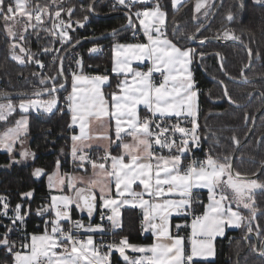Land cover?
Returning a JSON list of instances; mask_svg holds the SVG:
<instances>
[{"label": "snow or ice", "instance_id": "snow-or-ice-1", "mask_svg": "<svg viewBox=\"0 0 264 264\" xmlns=\"http://www.w3.org/2000/svg\"><path fill=\"white\" fill-rule=\"evenodd\" d=\"M183 2L171 0L173 10L178 11ZM252 3L264 7V0H252ZM64 5L65 0H46L43 4L39 0H0V34L7 42L10 59L25 63L24 57L17 54L19 50L28 54L29 62L43 69V62L34 58L37 53L26 49L23 43L30 35L40 40L43 32L57 37L55 42L61 44V48L43 47L40 53H55L51 59L55 73H32L41 86L32 95L47 96V99L26 98L29 94L23 92L17 94L19 103L14 105L11 94L0 91V98L8 101L0 103V121L7 124L17 109L20 114L15 127H8L0 136V146L10 153L13 151V144L27 128L26 114L30 109H43L48 114L58 111L63 115L65 109L60 106L58 94L67 92L63 97L66 111L70 114L67 127L74 133L70 137V154L77 170L87 173L86 165H90L92 175L61 174L57 171L55 180L49 177L51 188L71 194L51 195L47 198L48 204L37 207L35 215L41 217L43 223L39 232L28 233L26 229L27 217L33 214L30 204L25 207L17 203L12 207L9 198L0 195V228L4 229L0 232V249L11 257L10 261L4 260L0 264H112L113 251L119 253L125 264H197L198 258L215 256L214 241L217 237H224L227 228L246 226L244 239H251L248 234L253 233L254 222L258 216H264V209L258 206L255 198L257 192L264 193V181L258 179L264 174V161L260 162L257 172L242 176L234 168L233 153H220L214 157L209 150L203 160L189 157V153L200 148L201 144L199 89L190 66L197 58L202 61L206 53L190 47L188 42L198 40L203 45L218 37L202 36L207 25L200 23L195 16L193 19L199 27L194 32H182L179 21L173 17L169 35L168 14L160 0H115L113 7L118 5L125 10L126 23L110 33L93 36L94 46L88 50L89 53L103 50L102 45L96 44L97 40L116 37L123 30L131 29L133 40L138 34L144 39L142 42H114L111 45V73L118 77L113 85L106 74L107 69L105 74L86 73L85 69L93 66H86L82 57H73L66 71L65 62L81 43L80 39L73 41L69 35L72 24L83 27L88 16L85 15L83 21H73L76 6ZM137 5L141 7L137 8ZM223 6V0L219 4L215 0H196L195 11L200 13L203 9V18L208 20L217 8ZM243 7V0H234L225 13L224 21L233 22L237 15L233 8ZM81 10L85 11L82 5ZM87 11H94V0ZM62 14L68 17L67 22ZM46 17L51 21L50 28L45 27ZM221 27L224 29L222 38L243 43L232 30L223 24ZM247 52L250 62L254 56H260L258 51L253 53L251 47ZM214 55L219 56V53ZM220 59L223 61V57ZM145 61L149 62L146 70H141L140 66ZM134 62H137V67H133ZM96 67L99 68L98 65ZM248 67L250 63L244 65V68ZM220 68L226 71L223 62ZM154 74H159L160 79L157 80ZM121 76L123 78L119 79ZM104 86L112 88V91L106 94ZM223 96L230 103H236L226 85ZM140 106H144L143 115ZM248 118L246 116V120ZM93 121L105 128L95 139L107 141L104 145H95L103 152L95 158L89 155L93 145L88 143L94 139L89 135ZM76 126L79 134H75ZM204 127L207 130L205 138L215 135L207 124ZM231 139L239 146L236 136ZM164 150H167L166 155ZM59 165L57 160V167ZM44 174L47 173L42 168H36L33 173L36 177ZM134 185L140 190L136 191ZM200 188L208 190L207 205L198 199L196 190ZM20 196L22 200H30L33 191ZM194 203L203 206L201 214L190 212ZM73 205L75 210L87 213V224L83 219H73ZM124 208L142 210L141 228L152 232L154 242L137 245L130 243L128 236H122L118 241L96 244L94 233L114 235L117 230H123ZM97 214L100 222L94 224L92 220ZM173 214L193 216L190 246L185 244L187 238L180 235L182 228L189 227L187 223H177L174 225L176 231H171ZM255 228L259 237L264 230L258 222ZM81 230L87 233L86 239L81 238ZM16 233L19 235L12 239ZM101 239L103 241V235ZM261 244L258 251L264 257V241ZM129 249L141 255L130 258L126 254ZM236 255L239 257L241 253Z\"/></svg>", "mask_w": 264, "mask_h": 264}, {"label": "trees", "instance_id": "trees-1", "mask_svg": "<svg viewBox=\"0 0 264 264\" xmlns=\"http://www.w3.org/2000/svg\"><path fill=\"white\" fill-rule=\"evenodd\" d=\"M39 2L43 4L46 0H39ZM160 2L163 10L168 14L169 35H171L173 17H175L176 21H179L181 31L188 33L194 32L199 27V24L193 19L194 16L200 23L207 22L200 15L201 12L196 13V0L184 1L179 6L178 11L173 10L171 0H160ZM215 2L218 4L219 0H215ZM233 2L234 0L224 1V6L219 9L212 23L203 31L202 36L222 38L224 29L221 26L223 24L224 27L232 30L235 35L241 37L242 44L207 42L203 45H192L188 42L190 47L206 53L202 61L199 58L194 61V80L197 87L201 89L199 93L200 146L202 150H211V154L214 157L220 153L225 155L234 154L237 146L231 138L236 136L241 143L252 126L255 113L264 106V96L261 95V93H264V7L253 4L252 0H243L244 7L242 9L233 8V11L237 13L236 19L231 23H226L224 16L229 5ZM90 3H93V0H65V7L76 6L72 16L73 21H83L84 16H88V20L84 21L83 27L75 23L72 24V30L69 35L73 38V41L110 32L126 23L125 15H113L103 18L94 17L91 12L87 11ZM81 5L85 11L81 10ZM113 5L112 0H99L94 6V11L101 15L125 11L118 5L115 8ZM136 7L139 8L140 5ZM62 17L67 22L68 17L64 14H62ZM45 20V27L50 28L51 21H48L47 17ZM56 40L57 37L41 32L40 40H37L35 35H32L24 42L26 49H30L32 53H37L34 57L35 59L45 62V69L40 70L34 62L28 61L27 53L23 55L25 59L23 64L10 59L7 42L4 40L3 35L0 34V91H6L10 94L27 92L32 95V93L39 90L41 87L39 81L32 73L42 72L46 75L55 73L56 68L51 64L52 55L55 53L47 55L40 53L43 47L61 48V44L55 42ZM141 40H143V37ZM114 42H135L132 39L131 29L120 31L116 37L96 41V44L103 46L101 52L90 54L88 50L94 46L93 42H85L72 55H81L86 66L89 64L93 66L92 68H86V73L105 74V69H107L108 72L106 74L110 76V81L114 85L118 79L115 74L111 73V45ZM248 47L252 48L253 53L258 51L260 56H254L252 66L245 73L246 78L249 80L245 81L242 77V69H244L245 64L249 63ZM17 53H19V50H17ZM214 53H219L220 57H223L222 62L226 71L221 70L219 57L214 55ZM70 57H68V60ZM68 60L65 62L66 71ZM97 65L99 66L98 69ZM220 81H223V84ZM225 85L231 99L236 102L235 104H231L224 98ZM110 91H112V88L106 87V94ZM65 94L67 92L58 94L61 97L60 106L65 109L63 115L58 111L48 114L34 109H30L26 114L29 118V148L34 154L32 162L28 164L13 163V154L3 152L0 146V195L7 196L12 207L17 203L24 204L25 207L30 204L33 214L27 217L26 229L28 233L39 232L43 229L42 218L35 215V210L38 206L46 205L50 202L47 199L50 197L47 176L55 170L57 160L60 161L62 170H70V137L73 135V131H70L67 127L70 123V114L66 111V104L63 101ZM47 98V96H44L33 99ZM11 102L17 105L19 98L11 99ZM209 113L212 114L209 115ZM246 116L249 117L247 120ZM19 118V109H17L9 117L7 124L0 121V135L8 127H15V120ZM205 124L215 133L214 136L209 135L205 138L207 131L204 127ZM61 149H63V152ZM261 161H264V111L258 116L250 139L238 150L235 159V169L241 175H250L257 172ZM8 165H10L9 168H7ZM36 168L44 169L47 174L36 178L33 175ZM258 179L264 181V174L259 175ZM30 190L33 191L32 198L30 200H22L20 194ZM201 195L205 203L208 194L204 192ZM255 198L258 206L264 209V193L257 192ZM74 217H78V212L75 208ZM141 220L142 214L137 209L125 208L123 210V230L121 233L123 236H128L130 243L148 244L153 240L152 236L143 232ZM181 221L182 218H174V224L181 223ZM3 222L7 223V220ZM257 222L260 224L261 229L264 230V216H258ZM257 222L253 224V232L255 233L257 231L255 228ZM2 231L4 229L0 228V232ZM189 232L190 227L180 230V234L187 238L186 246H190ZM246 233V226H241L238 229L229 231L224 237L218 238L215 261L204 264H236V253H241L247 247L244 240ZM17 236V233L13 234L12 239H16ZM263 238L264 231L259 236L260 240ZM249 243L251 249L240 257V264H264V257L258 255L254 250L255 238L251 237ZM4 260L10 261L11 257L3 249H0V262ZM114 261L119 264H125L122 257L118 255L114 256Z\"/></svg>", "mask_w": 264, "mask_h": 264}, {"label": "crops", "instance_id": "crops-1", "mask_svg": "<svg viewBox=\"0 0 264 264\" xmlns=\"http://www.w3.org/2000/svg\"><path fill=\"white\" fill-rule=\"evenodd\" d=\"M140 7H141V6H140ZM140 7H139V8H140ZM143 39H144V38H143ZM142 41H143V40H141V41H135V42H130V43H136V42H142ZM112 55H113V54H112ZM148 63H149V62L145 61L144 65L140 66V67H141V70H146V66L148 65ZM137 66H138V65H137V62H134V63H133V67H137ZM190 67H191V71L193 72V75H194V62H193V64H192ZM154 76H155V78H156L157 80L160 79L159 74H154ZM119 78L122 79L123 77L121 76V77H119ZM106 87H107V86H104V88H103V90H104L105 93H106ZM69 91H70V86H69ZM199 93H200V92H199ZM198 102H199V101H198ZM140 110H141V114L143 115L144 112H145L144 106H140ZM106 126H107V125H105V127H106ZM104 131H105V128H104V127H100L99 124H98V122L93 121V122L90 124V132H89V135L93 136L94 139L88 142V143H91V144L93 145V148H92V150L89 152V155H90L91 157H93V158H94L93 155L97 156V155H102V154H103L102 149H97V148L95 147V145H97V144H99V145H104V144L107 143V141L99 140V139H95V137L99 136V135H100L101 133H103ZM25 133H28V132H25ZM2 134H3V133H2ZM73 134H74V133H73ZM75 134H79V127H78V126H76V128H75ZM17 142H18V141L16 140L15 143L13 144V151H12L11 153L8 152V151H7L4 147H2V146H1V150H2L3 152H7V153H10V154H16V156H18V152H16V151H17V145H18ZM71 143H72V141H71ZM71 143H70V145H71ZM86 151H87V149H86ZM113 154H116L115 151L113 152ZM16 158H18V157H16ZM70 162H71V166H70V170H69V171H64V170H62V168H61V164H60L59 167L56 166L55 170L47 176V186H48V189H49V191H50V196H51V195H61V194H71V193H68L67 191H65V193H61V192L59 191L58 188H51V187L49 186L50 183H51L50 180H49V177L52 176V177H53V180H55V175H54V173H56L57 171H58L59 173H61V174H63V173H69V174H73V175H88V176H91V175H92V169H91L90 165H86V167H88V172H87V173H84L83 170H77V169H76V165H75L74 162H73V158L71 157V154H70ZM133 187H134V189H135L136 191H139V190H140L139 188H136L135 185H134ZM196 191L199 192V193L207 192V194H208V190L205 189V188H200V189H197ZM147 198H148V197H145V199H147ZM207 203H208V199H207V201L204 203V205H207ZM233 207H234V210H235V205H233ZM74 208H75V205H73V209H74ZM124 209H125V208H124ZM124 209H122V214H123V210H124ZM135 209H137V210L142 214V210H141V209H139V208H135ZM203 210H204V208H203ZM77 212H78V217H79V218H82V219L84 220L85 224H87V223H88L87 213H86V212H80L79 210H77ZM244 214L247 215L246 212H245ZM184 216H186V215H185V214H181V215L173 214V216L170 218V223H171V225H173V227H172V229H171L172 232H174V229H175V228H174V225H175V224H174V218H182V217H184ZM73 217H74V211H73ZM142 218H143V216H142ZM99 222H100V221H99V216H98V214H97V215H94L93 220H92V223L95 224V223H99ZM238 228H239V227H230V228H227L226 231H225V235H226L229 231H231V230H235V229H238ZM143 232H144L146 235H150V236H152V239H153V240H152L151 243H153L154 240H155V237L153 236L152 232H151V231H143ZM100 234H101V233H94V234H93V239H94V241H95L96 244H97V238H98V236H99ZM180 235L184 236L183 234H180ZM184 237H185V236H184ZM190 237H191V228H190V232H189V243H191ZM82 238H83V239H86V238H87V233H84L83 230H82ZM218 238H222V237H217V238L215 239V241H214L215 249H216V254H215V256H213V257H208V258H206V259H205V258H198V260H197V264H202V263H207V262L215 261L216 256H217V240H218ZM151 243H148V244H151ZM133 244H137V245H147V244H139V243H133ZM185 244H186V240H185ZM126 254H127L130 258H136V257H138L139 255H141L140 253H133L130 249H129V250H126ZM115 255L120 256L118 252L113 251L112 256H111V261H112V263H113V261H114V256H115Z\"/></svg>", "mask_w": 264, "mask_h": 264}, {"label": "water", "instance_id": "water-1", "mask_svg": "<svg viewBox=\"0 0 264 264\" xmlns=\"http://www.w3.org/2000/svg\"><path fill=\"white\" fill-rule=\"evenodd\" d=\"M97 1H99V0H95L94 1V6H95V4H96V2ZM224 1L225 0H223V3H224ZM220 3V0H219V2H218V4ZM219 9L220 8H217L216 10H215V12H214V14L212 15V16H210V18L207 20V22L205 23L206 25H207V27L212 23V21L214 20V18H215V16L217 15V12L219 11ZM91 14L94 16V17H96V18H103V17H111V16H113V15H125V11H122V12H116V13H111V14H105V15H101V14H98V13H96L95 11H93V12H91ZM206 27V28H207ZM121 28V26L120 27H118V28H116V29H120ZM111 32V31H110ZM110 32H108V33H110ZM97 36H100V35H97ZM91 38L92 37H89L88 39H80L81 40V43L74 49V51L77 49V48H79V46H81L83 43H85V42H92V40H91ZM108 38H111V36H109ZM108 38H101V39H99V40H106V39H108ZM211 38V37H210ZM99 40H97V41H99ZM208 42H218V43H237V44H242L240 41H235V40H232V39H224V38H221V37H218V38H215V39H210ZM192 45H201V44H199V41L197 40V41H192V42H190ZM73 51V52H74ZM219 57V62H220V64H221V59H220V55L218 56ZM253 60H254V57L251 59V62L249 61V63H250V67L252 66V64H253ZM248 63V64H249ZM250 67H248V68H244L243 69V71H242V77H243V79L245 80V81H248L249 79H247L246 78V76H245V73H246V71L250 68ZM11 96H12V99H16V98H19L18 97V95L17 94H11ZM29 97H32V98H37V97H35V96H33V95H29ZM41 97H44V96H41ZM227 99V98H226ZM4 99H2V98H0V101H3ZM228 100V99H227ZM229 101V100H228ZM231 104H233V103H231ZM263 111H264V106H263V108H261L258 112H256L255 113V115H254V117H253V120H252V126H251V128H250V130L248 131V133H247V135H246V137L243 139V141L239 144V146H237V148H236V150H235V152H234V161H233V163H234V168H235V159H236V157H237V153H238V150L250 139V137H251V134H252V132L254 131V129H255V126H256V122H257V118H258V116L261 114V113H263ZM236 170V169H235ZM252 174H250V175H248V176H251ZM242 176H244V175H242ZM248 235H250L251 237H254L255 238V241H256V244H255V247H254V250H255V252L258 254V255H260L259 254V249L262 247V244H261V241H264V238L262 239V240H260L259 239V237L256 235V233L255 232H253V233H251V234H248ZM245 240V242H246V244H247V247H246V249L244 250V251H242L241 252V255L239 256V257H237V260H240V257L243 255V254H245L246 252H248L250 249H251V246H250V243H249V239H244ZM239 264H240V262H239Z\"/></svg>", "mask_w": 264, "mask_h": 264}, {"label": "built area", "instance_id": "built-area-1", "mask_svg": "<svg viewBox=\"0 0 264 264\" xmlns=\"http://www.w3.org/2000/svg\"><path fill=\"white\" fill-rule=\"evenodd\" d=\"M112 2L115 4V0H112ZM134 22L137 24V26H138V22L137 21H135L134 20ZM141 38H142V35H139L138 34V37H137V39L135 40V41H140L141 40ZM73 57H77V58H79V57H82L81 55H79L78 54V56L77 55H72L70 58H69V60H68V62H67V65H68V63L69 62H71L72 60H73ZM42 61V60H41ZM43 62V64L45 65V62L44 61H42ZM38 66V65H37ZM74 66V65H73ZM39 67V66H38ZM40 68V67H39ZM45 69V67L43 68V69H41L40 68V70H44ZM199 89V88H198ZM201 91V89H199V92ZM67 94H65L64 96H66ZM175 121V118H173V121L172 122H174ZM182 126H185V127H190V125H188V124H183ZM158 150V149H157ZM206 152H209V150L208 149H206V150H202L201 149V146H200V148H198V149H193L192 150V152L191 153H189V157L190 158H192V159H201V160H203L204 158H205V153ZM164 154L166 155L167 154V150H164ZM197 192V191H196ZM197 196H198V199L199 200H201V201H203V204H204V199H203V197H202V195H201V193H199V192H197ZM190 212H192L194 215H199V214H201L203 211H202V205H200V204H193V208L190 210ZM192 218H193V216L192 215H186V216H184V217H182V221H181V224H184V223H187L188 225H189V227H190V224H191V220H192ZM73 219L75 220V219H82V218H79V217H73ZM84 221V220H83ZM108 225H107V223H105V227H107ZM176 230L174 229V232H175ZM122 231H120V230H117L116 231V233L113 235V234H100L99 236H98V238H97V244L99 245L100 243H102V242H112L113 240H115V241H118L123 235H122V233H121ZM81 233H82V230H81ZM17 235H19V233H17ZM102 235H103V241H102V239H101V237H102ZM81 238H82V236H81ZM104 251H106V249H104ZM112 264H119L118 262H115V261H113V263ZM202 264H204V263H202Z\"/></svg>", "mask_w": 264, "mask_h": 264}, {"label": "rangeland", "instance_id": "rangeland-1", "mask_svg": "<svg viewBox=\"0 0 264 264\" xmlns=\"http://www.w3.org/2000/svg\"><path fill=\"white\" fill-rule=\"evenodd\" d=\"M184 1H186V0H184ZM203 11L204 10L202 9L201 10V14H200L201 16H203ZM30 36H32V35H30ZM23 46H24V43H23ZM19 53H17V54L18 55H21V56H23V55L26 54V53H20V54ZM7 102L8 101H6V100L0 101V103H7ZM40 111H43V109H40ZM27 119H28V123H29L28 116H27ZM4 132H3V134H4ZM25 132H28V125H27V128L24 131L21 132L20 138L17 140L18 141L17 142L18 145H17V151L16 152H18V156H17L18 158H16V154H13L12 155V161H13V163L28 164V163H30V162L33 161L34 154L32 153V151L29 148L30 138L28 136V133H25ZM3 134H1L0 136H2ZM25 152L29 153V155H27V156L22 155V153H25ZM93 156H94V158L96 157L95 155H93ZM9 167H10V165L7 166V168H9ZM39 177H36V178H39Z\"/></svg>", "mask_w": 264, "mask_h": 264}]
</instances>
